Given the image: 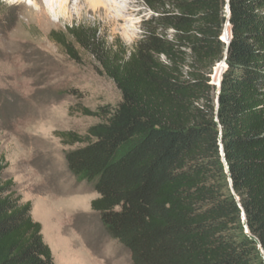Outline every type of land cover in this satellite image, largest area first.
<instances>
[{"label": "trees", "instance_id": "trees-1", "mask_svg": "<svg viewBox=\"0 0 264 264\" xmlns=\"http://www.w3.org/2000/svg\"><path fill=\"white\" fill-rule=\"evenodd\" d=\"M143 1L154 15L130 53L70 30L122 101L65 134L80 144L67 168L133 264H264V0ZM4 169L0 264H56Z\"/></svg>", "mask_w": 264, "mask_h": 264}, {"label": "rangeland", "instance_id": "rangeland-1", "mask_svg": "<svg viewBox=\"0 0 264 264\" xmlns=\"http://www.w3.org/2000/svg\"><path fill=\"white\" fill-rule=\"evenodd\" d=\"M13 1L0 0L3 173L31 203L56 264H133L92 209L99 194L67 168L66 151L80 144H68L65 134L84 135L105 120L95 114L99 108L122 101L99 59L70 30L92 27L105 46L130 53L154 12L143 0H107L99 8L70 0L67 11L46 23L26 11L28 0Z\"/></svg>", "mask_w": 264, "mask_h": 264}, {"label": "bare ground", "instance_id": "bare-ground-1", "mask_svg": "<svg viewBox=\"0 0 264 264\" xmlns=\"http://www.w3.org/2000/svg\"><path fill=\"white\" fill-rule=\"evenodd\" d=\"M15 1L23 3L26 0H15ZM83 2L86 5L90 7H94V8H97V7L99 8V6H105L106 4H108L107 0H80L76 4V6L78 7ZM69 3H70V0H28V4H25L24 2L26 6V11L31 16H34L35 18L40 19V21H43L46 23L51 22V17L53 13H57V12L64 13L65 11H67V6L69 5Z\"/></svg>", "mask_w": 264, "mask_h": 264}, {"label": "water", "instance_id": "water-1", "mask_svg": "<svg viewBox=\"0 0 264 264\" xmlns=\"http://www.w3.org/2000/svg\"><path fill=\"white\" fill-rule=\"evenodd\" d=\"M230 41V39H227V42H229Z\"/></svg>", "mask_w": 264, "mask_h": 264}]
</instances>
